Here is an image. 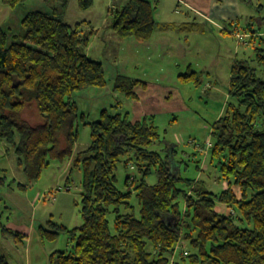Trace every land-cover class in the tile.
<instances>
[{
	"label": "trees",
	"instance_id": "trees-1",
	"mask_svg": "<svg viewBox=\"0 0 264 264\" xmlns=\"http://www.w3.org/2000/svg\"><path fill=\"white\" fill-rule=\"evenodd\" d=\"M2 1L15 6L24 0ZM92 3L79 0L83 9ZM255 9L262 13L264 0H257ZM153 13L150 1L128 0L113 12L108 27L118 37L146 40L159 26ZM21 24L19 36L0 28V141L33 182L51 161L73 155L79 120L91 134L90 145L74 158L81 169L82 224L69 229L49 221L50 229L39 227L43 239H56L60 230L70 235V249L53 252L51 264H171L180 241L187 248L182 264H264V32L253 25L244 32L254 56L232 64L226 108L206 142L226 181L215 193L174 172L167 156L150 148L160 140L150 119L133 121L128 112L102 109L99 119L87 121L79 113L73 92L106 84L102 63L85 53L89 35L79 23L71 26L56 12L35 10ZM139 83L118 74L113 87L136 98ZM28 106L37 121L25 118ZM130 153L142 175L134 188L138 211L132 191L116 185L117 163ZM152 167L157 180L148 184ZM4 179L0 175V182ZM217 203L229 209L219 211ZM1 218L0 213V227L8 231ZM0 264H9L2 254Z\"/></svg>",
	"mask_w": 264,
	"mask_h": 264
},
{
	"label": "rangeland",
	"instance_id": "rangeland-1",
	"mask_svg": "<svg viewBox=\"0 0 264 264\" xmlns=\"http://www.w3.org/2000/svg\"><path fill=\"white\" fill-rule=\"evenodd\" d=\"M127 2L93 0L89 8L83 9L79 0H69L66 6L59 0H24L15 6L0 0V28L19 36L21 20L35 10L56 12L71 26L79 23L82 33L89 35L85 53L102 63L106 79L104 86H89L73 92L71 97L79 113L84 114L85 120L95 121L101 110L107 109L111 113L128 112L129 118L134 120L140 112L148 111L160 135V140L150 148L163 158L167 156L174 172L184 178L199 180V184L218 193L226 188V181L222 180L217 159H212L206 142L211 139L213 122L225 111L232 64L236 59H252L254 56L253 47L229 34V30L239 26L242 32H246L248 26L253 25L258 32H264V18L260 19L264 17V10L262 13L256 11L257 0H252V4L238 0L234 5L223 3L224 13L238 14L232 24L227 19L207 21L184 5L177 6V0H150L155 6L156 19L185 21L190 26L184 31L155 30L152 38L145 41L121 38L106 28L113 12ZM95 29L97 34L91 32ZM240 38L247 39L243 34ZM158 42L160 46L153 48L152 44ZM187 73L190 74L183 75ZM118 74L146 82L135 87L139 99L114 89ZM24 116L31 122L38 120L32 106L25 109ZM77 130L73 155L63 162L51 161L39 179L33 182L27 181L16 163L13 150H7L6 144L0 141V169L4 170L0 175L5 176L0 182V213L2 224L10 231L4 232L0 227V254L9 264H51L53 252L70 249L68 232L60 230L56 239L47 240L40 236L39 227L50 229L51 221L70 229L83 222L80 213L81 169L74 165V158L90 145L91 134L90 127L81 120L77 123ZM131 157V153L120 157L116 185L121 191H132L131 202L138 211L134 188L142 175ZM134 180V185H130ZM145 180L148 184L156 182L154 168ZM234 190L240 195L239 188ZM180 204L184 203L181 201ZM219 208L229 209L217 203ZM12 233H19L21 238ZM183 248L187 249L185 243L176 249L171 264H182L180 258L186 256L182 253Z\"/></svg>",
	"mask_w": 264,
	"mask_h": 264
},
{
	"label": "crops",
	"instance_id": "crops-1",
	"mask_svg": "<svg viewBox=\"0 0 264 264\" xmlns=\"http://www.w3.org/2000/svg\"><path fill=\"white\" fill-rule=\"evenodd\" d=\"M148 1H150V0H148ZM177 2H178L177 6L179 4H182V5L185 6V8H187L188 10L194 12L198 16L203 17L207 21H214L215 22V20H218V19L219 20L227 19V20H230V22L233 24L234 21H235V18L236 19L238 18V14H236L234 16L233 14L229 15V14L224 13L222 11V4L223 3H229L231 5H234L235 4V0H177ZM153 7H155V6H153ZM176 11H178V10L176 9ZM188 13H190V12H188ZM188 13L186 12V14H188ZM156 21L159 23V26L155 30L164 31V32L169 31V30H173V29H175L177 31H184L185 28H189V26H190L189 23H188V25H186L185 23H187V22H185V21L172 22V21H162V20H158V19H156ZM108 25H107L106 28H109ZM248 25H250V23ZM91 32H93L94 34H97L98 31H96V29H95V31L92 30ZM229 32H230L229 34H231V35L234 34L238 38L239 41H241V40L245 41L246 40L245 38H240L239 35L240 34H245V33L240 30L239 26H236L235 30L234 29L229 30ZM152 36L149 39H146L145 41L150 40L152 38ZM139 40H141V39H139ZM155 46H160V43L158 42V44H156V45L152 44L153 48H155ZM188 67H190V66H188ZM126 76H128V75H126ZM128 77H130L131 79H136V80L142 81L143 83H146V82H144L141 79L132 78L131 76H128ZM135 93H136V98L135 99H139L140 97H139L136 89H135ZM144 118L150 119L151 121H153V117L146 110L140 112V114L137 115L136 118H134L133 121L142 120ZM219 211H224V209L219 208ZM224 212H226V211H224Z\"/></svg>",
	"mask_w": 264,
	"mask_h": 264
},
{
	"label": "built area",
	"instance_id": "built-area-1",
	"mask_svg": "<svg viewBox=\"0 0 264 264\" xmlns=\"http://www.w3.org/2000/svg\"><path fill=\"white\" fill-rule=\"evenodd\" d=\"M240 35H241V34H240ZM240 35H239V36H240ZM243 36H246V37H247L248 34H243ZM207 142H208V140H207ZM208 144H209V142H208ZM233 213H235V211H234ZM182 244H183L182 241L178 242V244L175 246V251H176V249H177L178 247H180ZM175 251H174V252H175ZM182 253L185 254V255L187 254V252H186V250H184V248L182 249ZM173 258H174V253H173V255H172L171 263H172V261H173Z\"/></svg>",
	"mask_w": 264,
	"mask_h": 264
}]
</instances>
